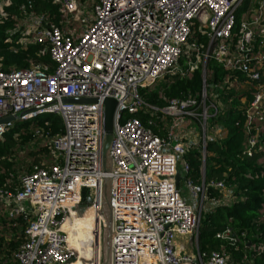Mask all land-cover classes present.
<instances>
[{
    "label": "built area",
    "instance_id": "built-area-1",
    "mask_svg": "<svg viewBox=\"0 0 264 264\" xmlns=\"http://www.w3.org/2000/svg\"><path fill=\"white\" fill-rule=\"evenodd\" d=\"M51 2L58 5L60 24L50 22L47 11L36 12L27 0L14 30L18 38H6L19 47L37 45L38 54L48 53L51 63L27 58L26 67L4 71L0 57V119L16 117L0 122V139L17 121L43 120L34 134L51 152L46 167L35 166L22 175L20 189L0 188L5 215L27 220L11 263L0 264H68L76 253L61 227L72 216L71 207L81 203L92 207L99 224L98 256L90 264H101L104 176L111 180L112 229L123 233L121 242L133 244L137 237L129 212L137 209L151 224L159 264H252L264 252V242L251 241L246 232L236 233L229 226L217 231L216 238L231 251L221 248L209 254L199 251L198 236L201 215L235 199L233 187L223 179L204 177L207 143L224 136L221 126L208 123L222 108L213 84L207 82L210 61L242 74L243 85L253 88L250 99H240L242 148L249 157L260 153L264 167V0ZM11 3L0 0L1 19L7 18ZM195 26L206 36L205 44L188 42ZM184 49L194 54L185 71L200 70L198 97L171 98L161 107L144 101L141 89L168 74H182L178 59ZM69 98L97 101H65ZM105 98L116 101L108 173L101 163ZM146 108L164 121L163 136L133 116ZM48 115L60 118V132H44L50 125ZM193 147L201 151L198 182L187 176L184 158ZM211 188L219 195L210 196ZM179 237H188L189 243L179 242Z\"/></svg>",
    "mask_w": 264,
    "mask_h": 264
},
{
    "label": "trees",
    "instance_id": "trees-1",
    "mask_svg": "<svg viewBox=\"0 0 264 264\" xmlns=\"http://www.w3.org/2000/svg\"><path fill=\"white\" fill-rule=\"evenodd\" d=\"M27 0H12L6 7L7 18H0V57H2V70L24 68L28 65L27 58H35L42 62L51 63L48 53L38 54L39 47L30 45L26 48L15 46L7 42L18 38V26L20 6ZM33 9L36 12H48L50 22L60 24L58 5L51 0H32ZM15 15V16H13ZM240 14L237 15V26ZM206 43V36L198 33L196 26L188 38V42ZM194 60L193 52L184 49L178 59V66L182 74H168L161 82L149 88L141 89V97L144 101L164 106L171 98L198 97L202 80L200 70L190 73L185 71L187 61ZM210 74L208 84H213V89L219 95L218 100L222 108L212 117L211 124H218L224 131L220 140L207 143V155L205 159V180L223 179L227 186L234 189L235 199L228 205H219L201 215L198 247L201 253L209 254L211 251L224 248L230 252V246L216 238V232L226 226L236 233L246 232L251 241L264 242V167L260 153L249 157L243 153L245 133L242 128L243 116L241 114L240 99L246 96L250 99L252 87L245 84L244 76L240 73H229L216 62L210 61ZM264 71V68H263ZM262 82L264 83V72ZM233 80L230 85L226 80ZM227 80V81H228ZM222 86V87H220ZM142 115L134 114L142 123L152 131L163 136L164 121L159 113L152 115L149 108L144 109ZM50 125L43 127L44 132L50 134L62 130V122L59 117L48 115ZM152 120V124L148 121ZM238 121V124L236 122ZM37 126H43V120L36 122L17 121L4 133L0 139V188L15 191L21 187V177L25 173L33 171L35 166L46 167L50 160V146L41 144L40 139L34 134ZM28 147V148H27ZM189 165L187 176L198 182L201 173V151L198 147L191 148L184 154ZM210 196H218V191L209 189ZM27 220L23 216L8 217L4 213L3 203L0 202V262L11 263L14 252L24 240V230ZM234 254V253H233ZM252 264H264V252L255 256Z\"/></svg>",
    "mask_w": 264,
    "mask_h": 264
},
{
    "label": "water",
    "instance_id": "water-1",
    "mask_svg": "<svg viewBox=\"0 0 264 264\" xmlns=\"http://www.w3.org/2000/svg\"><path fill=\"white\" fill-rule=\"evenodd\" d=\"M67 102L88 103L96 102L95 98H69ZM103 118V141L101 149L102 171L108 173L111 170L110 146L113 140V123L116 101L112 98H105ZM16 121V117L8 115L0 119V122ZM180 175H176V183ZM111 180L104 176L100 188V213L104 224L101 231V264H159L155 248L151 224L137 210H129L132 228L138 232L135 241L124 243L123 233L112 229V208L109 203Z\"/></svg>",
    "mask_w": 264,
    "mask_h": 264
},
{
    "label": "bare ground",
    "instance_id": "bare-ground-1",
    "mask_svg": "<svg viewBox=\"0 0 264 264\" xmlns=\"http://www.w3.org/2000/svg\"><path fill=\"white\" fill-rule=\"evenodd\" d=\"M71 217H66L62 229L67 232V243L76 253V257L70 260V264H90L95 249V257L99 251V224L96 221L94 210L87 203L72 206ZM92 231L98 233L93 244ZM101 248V247H100ZM86 260V261H84ZM68 263V264H69Z\"/></svg>",
    "mask_w": 264,
    "mask_h": 264
},
{
    "label": "rangeland",
    "instance_id": "rangeland-1",
    "mask_svg": "<svg viewBox=\"0 0 264 264\" xmlns=\"http://www.w3.org/2000/svg\"><path fill=\"white\" fill-rule=\"evenodd\" d=\"M163 80V79H162ZM161 82V81H160ZM210 122V119H209V121H208V123ZM28 148V147H27ZM180 185V187L182 188V183H180L179 184ZM92 234H93V231H92ZM93 238H94V236H93ZM178 240H179V242H186L187 244L189 243V239H188V237H179L178 238ZM93 244H94V239H93ZM94 246H95V244H94ZM95 254H96V252H95V249H94V252H93V254H92V257L94 258L95 257Z\"/></svg>",
    "mask_w": 264,
    "mask_h": 264
},
{
    "label": "crops",
    "instance_id": "crops-1",
    "mask_svg": "<svg viewBox=\"0 0 264 264\" xmlns=\"http://www.w3.org/2000/svg\"><path fill=\"white\" fill-rule=\"evenodd\" d=\"M93 236H94V241H95V239L98 237V233H96L95 231H93Z\"/></svg>",
    "mask_w": 264,
    "mask_h": 264
}]
</instances>
